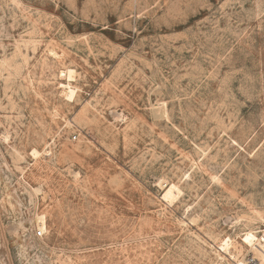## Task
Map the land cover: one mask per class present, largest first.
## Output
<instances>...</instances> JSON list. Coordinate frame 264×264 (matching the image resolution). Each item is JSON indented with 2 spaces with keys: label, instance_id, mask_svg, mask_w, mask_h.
<instances>
[{
  "label": "rangeland",
  "instance_id": "obj_1",
  "mask_svg": "<svg viewBox=\"0 0 264 264\" xmlns=\"http://www.w3.org/2000/svg\"><path fill=\"white\" fill-rule=\"evenodd\" d=\"M249 231L264 0H0V264H241Z\"/></svg>",
  "mask_w": 264,
  "mask_h": 264
},
{
  "label": "bare ground",
  "instance_id": "obj_2",
  "mask_svg": "<svg viewBox=\"0 0 264 264\" xmlns=\"http://www.w3.org/2000/svg\"><path fill=\"white\" fill-rule=\"evenodd\" d=\"M67 74L69 77L71 75V72L68 71ZM61 86L67 91V93L70 95V97H72L73 91L69 87H64L63 85H61ZM177 191H178V189L174 185H170L165 190L163 198H165V200L170 202L171 200H173L175 192H177ZM39 221L42 223L41 218L39 219ZM40 229H43V225H40ZM242 241L248 246H252V245L256 244L258 246V250H257V252L255 251L254 254H257L258 256H264V235L261 237H257L252 232L249 231L243 235ZM230 244H231V240L229 238H226L223 240V243L220 245V249L226 253L228 251V247H230L229 246ZM241 264H243V262H241Z\"/></svg>",
  "mask_w": 264,
  "mask_h": 264
},
{
  "label": "built area",
  "instance_id": "obj_3",
  "mask_svg": "<svg viewBox=\"0 0 264 264\" xmlns=\"http://www.w3.org/2000/svg\"><path fill=\"white\" fill-rule=\"evenodd\" d=\"M72 138L75 139V136H73ZM40 234V231L36 232V235L39 236ZM242 260L243 264H264V256H258L254 253L246 255Z\"/></svg>",
  "mask_w": 264,
  "mask_h": 264
}]
</instances>
